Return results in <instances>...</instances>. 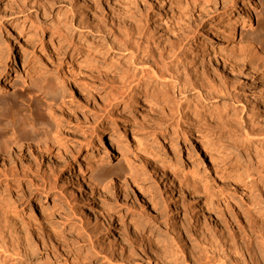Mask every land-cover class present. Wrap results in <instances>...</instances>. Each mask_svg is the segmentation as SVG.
I'll return each instance as SVG.
<instances>
[{
  "label": "rangeland",
  "instance_id": "obj_1",
  "mask_svg": "<svg viewBox=\"0 0 264 264\" xmlns=\"http://www.w3.org/2000/svg\"><path fill=\"white\" fill-rule=\"evenodd\" d=\"M145 4L150 50L182 44L181 53L168 66L172 71L181 67L179 71L194 86L180 94L174 83L166 88V83L153 80L152 90L165 94L155 98L137 94L131 108L122 111L123 104L103 109L111 89L83 75L82 59L73 56L70 62L72 52H64L67 42L58 34L75 35L72 18L82 19L91 29L77 33L75 41L104 47L105 56L93 58L91 64L121 61L123 52L106 53L112 38L97 33L100 22L93 19L96 12L112 18L106 14L115 7L111 0H0V217L6 213L13 237L30 247L29 256L22 258L25 264H64L65 255L56 260L52 252L68 256L72 250L79 257L74 261L86 260L82 264H167L171 256L177 264H188L183 259L194 250V239L203 238L200 221L213 227L214 219L209 218L213 208L223 207L225 200L241 203L240 190L224 184L227 179L216 153L239 155L237 164L228 161L222 167L231 170L230 164L235 165L241 173L253 162L252 154L238 143H217L233 137L209 119L235 113L231 117L237 124L243 117L259 129L264 126V67L244 61L246 43L264 32V0H149ZM247 4L252 5L251 32L241 43L240 37L230 35L227 24H239ZM26 57L30 60L24 65ZM152 60L145 63L151 66ZM38 64L41 75L34 71ZM247 64L255 69L252 75ZM212 88L224 92L201 98ZM28 93H34L33 98ZM32 99L41 104L53 101L58 119L56 123L42 113L46 129L59 140L42 154L31 135L43 133L24 129L23 120L17 119L35 116ZM149 135L162 137V142L146 141ZM236 139L245 141L241 134ZM260 145L258 140L253 148ZM259 156L256 161L264 160ZM24 170L39 174L24 178ZM179 183L194 192L193 201L188 191H180ZM90 199L95 214L90 213ZM188 221L195 238L181 232ZM90 235L102 255H95ZM174 238L181 243L178 251ZM168 245L173 246L170 251ZM104 254L111 260H103Z\"/></svg>",
  "mask_w": 264,
  "mask_h": 264
},
{
  "label": "bare ground",
  "instance_id": "obj_2",
  "mask_svg": "<svg viewBox=\"0 0 264 264\" xmlns=\"http://www.w3.org/2000/svg\"><path fill=\"white\" fill-rule=\"evenodd\" d=\"M111 1L116 8L111 7V9H109V12H105H108L106 13L107 15L112 14V18H105L104 16L106 15H104V13L100 14V12L98 13L95 11L96 13L93 16V19L96 22H100L96 24L98 28L97 33H102L107 35L108 38H112V42L107 46L106 53L110 52L113 54L114 52H123L124 55L122 56L121 61L119 60L115 63L108 62L105 65L101 66L94 65L93 63L91 64V62H93V58L97 56H103L105 54L102 52L104 47L98 44L94 45L95 43L82 42L81 39L75 41L77 33L80 34L81 31L85 29H91L90 27L85 26V21L82 19L81 21L76 17L74 19L72 18L75 26V35H73L72 33V35L68 36L67 34L62 33V31H59L58 33L59 37H61V39L65 43L67 42V48L66 50H64V52H72V54L70 55V62H73V59L75 60V58L82 59V61L80 62V71L83 72V75L84 73H86V76L89 77L90 75L92 78L97 79L102 84V86H105L104 88L111 89V93L107 95L109 97V100H107V103L104 102L103 109H108L111 106L117 104H123L122 111H124L126 108L129 109L132 106L133 98L137 94H139L140 96L142 95L144 98H155L159 96L158 93L163 91L159 92L152 90L150 85L152 84L153 80H160L166 83V88H168L169 83H174L175 86H173V88L175 87L180 94L186 92L188 87L193 85L187 80L189 79L187 78L189 76H187L186 79L184 78L185 76H183V74L181 73V71L183 70L179 71L181 67L176 71H172L168 66V62H173L174 60H176L177 56H179V54L181 53L182 44H176L174 42L169 46L167 45L168 47L166 48L164 47V45L158 52H155V50L151 51L148 46L150 45L149 43L151 41V36L147 33L146 25L144 23L147 19L146 9L149 7L145 3L149 0H125L123 4H120L119 0ZM251 6V4H247L246 16L239 22V24H234L233 22L227 24L230 35L232 37H240L241 43L246 42L243 39L245 36H247L248 33L251 32L249 28L250 10L252 8ZM105 27L107 28V31L105 30ZM184 27L186 26L184 25ZM182 30L184 31L186 30V28ZM180 34L183 35V33ZM8 45L9 43L6 44V46ZM73 56L76 57L73 58ZM245 56L246 58L244 59V61H246V63L250 64V62L248 61H254L256 62L257 66L261 65L264 67V32L259 38L253 39V41H248V43H246ZM248 57L250 58V60L247 59ZM154 58L155 60H152L153 65L148 66L149 63H145L148 59ZM29 60L30 59L26 57L23 61V64H27ZM41 66V64L36 65V68L34 69L36 75H41ZM247 66L249 67V74L252 75L255 70L254 67L248 64ZM234 67L235 66L231 65L230 70H233L232 68ZM9 78L10 76L5 78L3 87L6 86V82L9 80ZM55 86L58 92L62 94V89L61 87H59L58 82L55 83ZM203 89L205 88L203 87ZM200 91L201 90H199V92ZM215 91L216 90L212 88L209 92L207 91V94L203 93L200 96L201 98L206 100L215 98L217 96V93L218 95H221L224 92L222 89H218L216 92ZM32 94L34 93H28L27 97L31 98ZM161 94L164 95L165 92ZM208 94L211 96L210 98L207 97L209 96ZM225 94L226 93H224V95ZM138 100L140 99L138 98ZM31 107L34 110L32 111L35 112V116H31V114L24 117L17 116V119L23 120L24 129H29L30 132L35 131V134L38 131H41V133H43L41 134V136L31 135L33 137L31 139V142H33L34 147L39 154L49 152L51 149L57 146L59 140L58 136H55L53 133L51 134L46 129V126L48 124L45 123L42 113H45L46 115L54 119L56 123L58 122L57 116H55L52 111L53 101L46 99L43 100L41 104L32 99ZM232 114L230 115L233 116L235 113L233 115ZM231 116L227 115L224 117H214L213 119H209V122L210 120H216L217 124L223 129L227 128L225 132L231 134V136L233 137L232 140H226L225 143L221 140H218L216 142L220 143L221 145H236L237 143L240 144L243 147L244 151L250 152V154H252L253 162L248 167H244L242 173L239 169H235V165L231 164L229 168L232 169L227 170L222 167V164H227L228 161H234L236 162L235 164H237L239 155H234L233 153H229L227 151V153L223 151L216 153V158L219 160V164H221L220 171L223 174V177L227 179V181H224L222 179L225 182L223 183H228L230 188L232 187L236 191L240 190L241 203L239 205H234L232 202L225 200L223 207H221L222 205L219 204L217 207H215V210L213 208L212 211L209 212V218L214 219L213 227H210L211 225L207 227L205 221L204 223L202 220L200 221V233L202 232L203 238L194 239V241L196 242L194 250L189 256L184 257L183 259V261L185 263L188 262V264H264V214L261 213V209L264 208V160L260 162L255 160L259 156V154L264 157V126L263 128L259 129L256 127L255 123L254 125L250 120L243 119V117L240 118V121L238 119L240 124H237V122L235 123L234 119H232ZM4 125L6 126L8 125V123L4 121ZM56 129H59V131L61 130L60 126L59 128L56 127ZM240 134L245 141L240 142L236 139V137H238V135ZM217 138H219L218 135H216L215 139ZM150 140H155L157 143H161L162 137L149 135L146 138V141ZM254 140H259L262 143V145L259 146L260 150L257 146V148H253V144H255L256 142ZM32 146L31 144L28 145V147ZM111 146L114 148V152H116V150L118 151V146L116 144H112ZM101 160L102 158L98 159V161ZM38 174L39 172L37 170L33 171L31 174H29L28 171L24 170L23 177L28 178L32 176L34 178ZM173 176L174 174L171 175V177ZM171 181L172 179L170 180V182ZM185 185L186 184L179 183V189L182 192L188 191L190 200L193 201L194 192L189 190ZM84 190L86 191V195L89 196V192L87 191L88 189L85 187ZM193 190L195 191V189ZM91 201L92 200L90 199V202ZM95 212L96 207L91 202L90 213L95 214ZM8 221L9 220L8 216H6V213L3 214L2 217H0V264H25L22 261V258H27L29 256L30 247L28 248L27 244H23L24 240H22L20 237H13L9 227L10 223ZM156 221H153V223H156ZM189 221L188 224H185L184 222L185 226L181 229V232L184 237L191 239L190 237L194 234L190 231L189 226L191 221L190 223ZM195 237L196 235H194V238ZM87 238L91 248L95 252V255H102V253L104 252H101L95 247L96 244H94L92 236L90 235V237ZM173 240L174 242H176L175 251L180 250V248H182L180 245L181 243H179L175 238ZM169 247L171 249L173 248L172 245H168L166 249L169 250ZM74 252L75 251L73 250L70 251V254L68 253L67 256L66 254L56 253L55 251H53L52 255L54 258H56V260H59L65 255L66 258L64 264H82V262L84 261L83 258L81 259L82 261L80 259H78L79 262H77L76 259V262L74 261L75 257L79 258L76 255V252ZM165 252H162V254H166ZM171 257L166 258V260L169 259L167 261V264H177V262H175L176 260H171ZM105 259H107L108 261L111 260L109 257H107V254L103 255V260Z\"/></svg>",
  "mask_w": 264,
  "mask_h": 264
}]
</instances>
